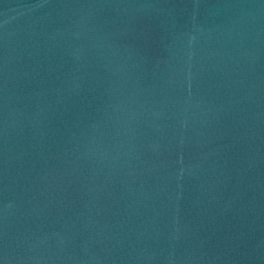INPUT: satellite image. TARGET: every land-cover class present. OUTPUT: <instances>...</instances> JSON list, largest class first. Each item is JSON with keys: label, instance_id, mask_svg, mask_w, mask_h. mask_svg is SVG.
<instances>
[{"label": "water", "instance_id": "water-1", "mask_svg": "<svg viewBox=\"0 0 264 264\" xmlns=\"http://www.w3.org/2000/svg\"><path fill=\"white\" fill-rule=\"evenodd\" d=\"M0 264H264V0H0Z\"/></svg>", "mask_w": 264, "mask_h": 264}]
</instances>
